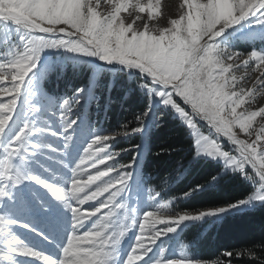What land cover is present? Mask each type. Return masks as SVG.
Returning <instances> with one entry per match:
<instances>
[{"label":"snow or ice","instance_id":"1","mask_svg":"<svg viewBox=\"0 0 264 264\" xmlns=\"http://www.w3.org/2000/svg\"><path fill=\"white\" fill-rule=\"evenodd\" d=\"M249 17L264 25V0H179L177 14L168 18L161 0H0V27L19 34V43L0 53L6 57L0 61V138L18 100L35 95L34 70L41 52L64 48L147 74L153 85L160 86L153 89L154 95L193 130L197 155L221 158L227 168L252 180L256 189L247 200L215 209L169 213L164 202L138 215L119 199L132 179L129 169L136 158L119 163L120 153L110 152L109 141L127 132L93 135L75 163L70 168L64 165L70 175L60 178L63 184L44 179L30 170L28 162L44 149L63 154L69 147L70 130L77 121L70 117L65 99L59 105V131L37 127L35 120L25 118L8 141L0 143V207L13 201L16 189L25 182L39 185L71 213V231L59 256L53 257L17 237L10 226L18 221L0 213V244L4 245L0 261L16 264L13 257L23 256L39 264H109L115 247L135 226L137 234L123 264H140L160 237L175 232L182 223L215 216L253 198L264 201V104L256 103L258 95L264 96V52L232 51L217 40ZM162 18L164 23L159 22ZM249 79L250 87L243 84ZM37 111L29 108V113ZM198 121L215 135L198 132ZM130 131L139 132L141 127ZM36 134L62 140L63 149L32 142L30 137ZM224 139L233 146L231 152L223 150ZM89 202L95 206L85 208ZM20 226L33 230L27 224ZM163 251L151 264H201L185 258L163 259Z\"/></svg>","mask_w":264,"mask_h":264},{"label":"trees","instance_id":"2","mask_svg":"<svg viewBox=\"0 0 264 264\" xmlns=\"http://www.w3.org/2000/svg\"><path fill=\"white\" fill-rule=\"evenodd\" d=\"M88 77L89 72L82 68L67 67L59 75L54 69L44 80L43 88L50 98L70 100V93L86 84ZM129 77V82L120 78L112 83L97 105L92 97L87 107H79V115L83 127L90 132L129 133L117 135L109 144L110 152L120 153L117 162L127 163L136 158V166L132 168L133 193L137 194V185L141 183L147 190L146 199L154 207L168 202L166 211L170 213L226 206L252 194L253 185L240 173L219 176L222 169L219 164L195 158L188 130L171 111L156 106L146 123L144 118L138 121L136 118L147 111V98L131 87L134 81L145 80L134 73ZM135 127H141V131L131 132ZM150 196L155 198L149 199ZM178 239L187 244L188 259L194 262L264 264V203L213 222L209 219L183 224ZM226 252L232 255L225 256Z\"/></svg>","mask_w":264,"mask_h":264},{"label":"rangeland","instance_id":"3","mask_svg":"<svg viewBox=\"0 0 264 264\" xmlns=\"http://www.w3.org/2000/svg\"><path fill=\"white\" fill-rule=\"evenodd\" d=\"M161 3L163 5V12L166 18L174 17L177 14L179 0H161ZM159 22L164 23L165 21L162 18ZM217 40L223 47L232 51L245 54L251 51L264 52V25L256 24L254 18L249 17L247 20L241 21L240 24L227 29L221 37L217 38ZM18 43L19 34L17 32L12 29L0 27V53L9 51L14 44ZM4 59H6V57L0 55V61ZM67 67L70 69L82 68L89 72L87 82L79 88L80 91H77V89L69 95V106L71 107L70 117L77 121L73 129L70 130L73 138L69 147L67 149H63V141L51 135L45 134L41 136L40 134H36L30 137L31 141L34 143H47L55 146L57 149H63V154L58 152L53 153L46 149L42 150L43 154H36L35 157L28 162L29 168L33 173L38 174L44 179L50 180L54 183L63 184V179L60 178H67L70 175L68 168L64 167V165H68L70 168L71 165L75 163L84 146L93 135L107 134L97 131L90 132L88 128H84L82 125V119L79 115V107H84L85 105L87 107L89 104L88 102L92 97L95 98V104L97 105L99 97L102 93L108 94L112 83L116 82V80H119L120 78L123 80L127 79V82H129V76L133 72L138 73L139 76L143 78L142 81L145 80V82L134 81V86L131 87V90L139 89L144 93L146 96L145 98H147V114L145 115V113H143L141 117L144 118V123H146L147 119H149L151 111L156 106H160L163 110L171 111L188 130L189 135L193 140L196 159L202 158L219 164L222 168L219 176L239 173L227 168L224 161L219 157L212 158L204 153L197 155L193 130L186 125L183 117H181L170 106H165L161 102V99L154 95L153 89L159 88L160 86L153 85L151 83V78L148 77L147 74L141 73L139 69L120 65L118 62L107 63L102 61V63L99 64L96 63V57H86L81 54L71 53L64 48H48L41 52L37 69L34 70L37 73L32 88L35 95L27 98L22 96L18 100L16 112L14 113L9 126L5 130L3 137L0 138V143H6L9 137L21 126L25 118L35 120L37 127H50L55 131H59L61 129L62 125L58 119V113L62 110L59 108L62 100L47 96L43 88V82L50 72L54 71V69H56V73L59 75ZM122 74H125V77H121ZM243 84L250 87L251 79L244 81ZM117 85L120 86V82H118ZM256 103L258 105L264 104V96L258 95ZM33 106L36 107L38 111L36 113H29V108ZM259 123L260 121L258 119L257 124ZM197 125L198 132L209 136L215 135L203 122L198 121ZM221 144L224 151L231 152L233 150V146L225 139L221 140ZM48 157H51V159ZM61 161L62 163H60ZM45 169H47V171ZM129 171L134 174L132 169H129ZM247 171L251 172V169L249 168ZM54 176L57 177V179L53 180ZM246 181L251 183L254 188L252 194L249 196H254L256 191L254 182L248 179H246ZM131 187H135L133 175L132 179L129 181L128 188L119 197V199L127 205L129 210L134 208L139 215L146 210L154 208V204L150 203L146 199V196H144L145 193H143V190L140 189V187H138L140 190L137 191V194L136 192H132ZM27 193L30 194L33 199H36L38 202L37 206H34L33 203L28 201ZM133 194H136V196ZM249 196L244 200H247ZM262 203H264V201L253 198L249 200L248 203L239 205L235 208H229L228 211L219 213L215 216H205L199 220L186 221L182 223L175 232L160 237L152 246V251L143 261L140 262V264H151V261L161 256V249L164 250L162 255L163 259H188L187 251L183 253L180 251L181 249L186 250L187 247L184 248L185 243L178 239V233L183 224L203 222L209 219L213 222L225 215H231L240 211L253 209L255 206ZM42 204L46 207L42 208ZM94 206L95 202H89L84 205L85 208ZM38 212H41L42 215L38 214ZM0 213H3L8 219L18 221V223L10 226L11 231L17 237L25 241L28 246L53 257L59 256L60 250L66 241L67 234L71 231V213L63 207L62 204L54 200L45 189L33 183L25 182L23 185L19 186L15 191L13 201L3 202V206L0 207ZM95 219L96 217L91 218L88 222V226H90ZM21 224H27L30 229L33 230L30 231L29 228L21 227ZM22 228L28 233L26 234L22 231ZM37 233L42 235H38ZM136 234L137 228L135 226L129 229L127 234L117 245L118 253L116 252V254H114L113 252V256L109 260V264H123V260L129 248L133 244ZM126 237L127 239L124 241ZM47 244L49 247L51 246V249L46 247ZM2 247H4V245L0 244V248ZM176 251H178L179 255H176ZM27 258V260H25L18 258V256H14L13 260L16 264H39V262L35 261L33 258ZM0 264H9V261L3 260L0 261Z\"/></svg>","mask_w":264,"mask_h":264},{"label":"bare ground","instance_id":"4","mask_svg":"<svg viewBox=\"0 0 264 264\" xmlns=\"http://www.w3.org/2000/svg\"><path fill=\"white\" fill-rule=\"evenodd\" d=\"M97 62L100 63V64L102 63V61L99 60V59L97 60ZM126 239H127V237L124 239V241H125ZM117 248H118V246L115 247L114 254H116V252L118 253ZM21 263H22V262H21Z\"/></svg>","mask_w":264,"mask_h":264},{"label":"water","instance_id":"5","mask_svg":"<svg viewBox=\"0 0 264 264\" xmlns=\"http://www.w3.org/2000/svg\"><path fill=\"white\" fill-rule=\"evenodd\" d=\"M96 63H98V62H97V59H96ZM133 73H134V74H137V75H139V74H138V73H136V72H133ZM206 126H207V125H206ZM225 140H226V139H225Z\"/></svg>","mask_w":264,"mask_h":264}]
</instances>
